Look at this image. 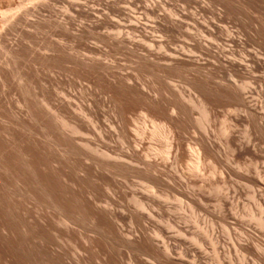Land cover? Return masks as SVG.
Masks as SVG:
<instances>
[{
  "label": "bare ground",
  "instance_id": "1",
  "mask_svg": "<svg viewBox=\"0 0 264 264\" xmlns=\"http://www.w3.org/2000/svg\"><path fill=\"white\" fill-rule=\"evenodd\" d=\"M251 1L208 0L213 9L207 7L211 12L207 19L201 13L197 16L203 8L195 6L191 9L180 4L181 9H161L167 26L180 34L176 41L158 35L159 31L154 33L155 26L147 30L150 22L148 27H142L145 22L140 19L107 22L97 18L77 23L73 17L69 21L64 17L50 19L52 22L47 19L60 39L50 41L46 52L37 57L38 69L26 60L23 46L8 45L0 32V51L4 54L0 60V88L4 93L17 81L21 92L17 101L20 108L15 111L0 95V264H77L88 256L97 259L98 264H120L121 248L138 264H148L137 259L138 255L157 258L165 264H178V260L192 255L187 247L175 250L178 237L189 235L195 244L198 239L183 230L175 216H165L159 200L183 199L181 202L190 211L197 205L192 187H204L201 164L211 163V174L223 168L218 151L206 135L197 137L193 145L182 143L183 118L188 114L185 104L200 110L203 131L207 130L217 101L226 102L232 112L243 110L254 116L241 90H248L253 82L264 90V75L243 76L264 65V24L253 25L251 35L262 46L261 53L253 44L250 49L246 47V22L242 29L228 20L235 9L242 11L243 7L245 11ZM29 2L36 3L30 8L21 2L0 0V28L3 30V24L14 27L25 23V16L38 5H47L48 0ZM79 2L68 6L76 10L82 5ZM154 10L151 8V12ZM40 26V22H33V27ZM101 26L109 31L99 32ZM81 41L87 42L82 51L76 49ZM98 42L104 43V48ZM105 46L129 52L136 68L153 65L186 69L194 96L163 89L146 92V83H138L137 77L120 70ZM74 78H85L89 83L82 84L85 88L81 85L79 91L75 89L77 95L76 91L70 92L71 87H61L76 81ZM33 85L36 91H31ZM165 93L171 98L165 100ZM134 107L141 109L144 123L130 129L133 137H129L127 114ZM259 119L264 128V115ZM222 128L227 146L238 153L242 146L227 126ZM131 177L139 181L145 193L126 191ZM197 178L201 179L199 183ZM209 187L219 190L216 184ZM127 196L133 209L118 203V198ZM101 197L104 204L100 203ZM154 218L160 219L168 231L175 229V235L156 223L148 227L146 224ZM125 222L138 226L137 231L125 229ZM58 238L74 242L86 254L65 258L66 251L57 244Z\"/></svg>",
  "mask_w": 264,
  "mask_h": 264
},
{
  "label": "rangeland",
  "instance_id": "2",
  "mask_svg": "<svg viewBox=\"0 0 264 264\" xmlns=\"http://www.w3.org/2000/svg\"><path fill=\"white\" fill-rule=\"evenodd\" d=\"M11 1L13 3L21 2L26 7L30 8L33 7L34 3H36H31L29 0ZM195 1L196 0H48L47 5L49 7L47 5H38L34 8V12L32 11L31 15H27L28 17L25 16V23L16 25L14 27H7L6 24H3V30L0 28V32L5 35L4 37L8 45L15 46L20 44L23 46L26 60L28 59L27 61L29 64H31L30 66L32 68L38 69V67L40 68V64L37 60V57L40 54L46 52L45 47L50 41L54 39L57 40V38L58 40L60 39L58 36V31L49 25L50 22H52L50 19L55 20L64 17L66 21H69L73 17L72 20L76 23L80 21L91 22L89 20L94 21L97 18L102 20L106 19L107 22L117 20L127 22L129 20L134 21L135 19H140L141 23L148 22V25L142 23L144 24L143 26L141 25L142 27H148L151 23L153 26L150 24L148 27L149 29L147 28V30L151 31L155 26L156 31L154 33L159 31L157 33L158 35L163 37L166 36L165 38L176 41V37L180 39V34L176 30L170 29L167 26L164 19L166 16L163 14L161 9H165L167 11L170 9H176L177 7L178 9H181L182 6H188L192 9V7L195 6L203 8V10L200 9L199 15L197 16H201L202 14L201 17L204 19L209 18L211 16V12H208V9H210L211 6L209 3H207L208 0H204L205 2L202 0V3L201 0H197V3ZM252 1L247 4L249 8L247 7V10L245 9V11L243 10V7L241 8L242 11L240 8L235 9L237 11L234 10V12L228 16V20L230 18L231 21H229L232 23H230L231 25L238 27L240 26L242 29H244V23L246 22L245 25L247 29H244V33L247 32L246 34L248 37L246 41V47L250 49L251 45L253 44L252 47L256 46L255 48H259L258 50L263 53V50L261 49L262 46L260 44L258 45V41L255 40L251 35L254 34L253 31L255 26L264 24V0H255L254 3ZM70 2H79L83 6L80 4L81 7H76V10H73L75 7L69 8L68 6ZM203 3L207 5L202 7V5H204ZM180 4L183 5L180 7ZM189 4H191V6ZM207 7L209 8L207 9ZM151 8L155 9L154 12H151ZM211 9L213 8L211 7ZM69 12L71 14H69ZM238 17L242 18L238 19ZM47 19H49L50 22ZM33 22H40L41 26L37 29L33 27ZM234 22L236 23L234 24ZM239 23L242 24L240 25ZM253 25L255 26L253 27ZM98 30L102 33L109 31V29H106L105 31L104 26H101ZM169 32L171 33V36ZM135 34H138V32ZM84 42L81 41L79 42L80 44L77 43L76 49L82 51L81 47L86 46L84 45ZM87 42H85V44ZM97 45L100 47L102 46L101 48H104L105 44L98 42ZM106 46V51L109 50L108 52H110L113 59L115 58L113 61L112 57L109 56L111 61L115 62V64H118V67L123 72H127L132 77H137L138 83H146L145 85L147 88L144 87L146 92H151L150 94H152V90L154 89H163L171 90L176 94L182 93L185 96H194V91L188 85L190 74L186 69H160V67L153 65H146L141 68H136L135 58L129 52H126L125 50L115 51L111 50L110 48L107 49ZM85 48L86 47H83V50ZM0 55V60L2 61L4 59V54L1 51ZM202 56L207 58V56L204 54H201V57ZM43 72L48 74L47 70H44ZM249 75L251 77L255 76L254 78L257 76V78L262 77V75H264V65H261L260 67L257 66L250 73H243L244 77H250ZM220 76L223 78L225 77V75L221 73ZM77 79H75L76 81L71 80L74 82L70 81L71 84H64L65 86L62 85L61 87L68 89L71 87V89H69L70 92H73L74 94L76 91L75 94L77 95V90L79 91L78 88H80L82 84L84 86L89 84L85 78H79L81 81ZM15 85L13 84L10 87H6L4 93L0 88V95L3 100L11 103V111H15L20 108V105L17 103V101L21 99V92L18 89L17 81H15ZM83 85L81 87H84ZM249 86L251 87H249L248 90L242 89L241 91L245 93L247 105L253 109L254 116L251 117L243 110H239L240 112H232L231 107L226 102H223L222 100L217 101L213 112L214 115H212L210 121L207 122L208 127L206 131H203L204 129L200 126V110L197 107H193L191 104L187 103V101L183 100L184 104L187 103L185 105L188 108V114L185 116V118H183L184 127L180 134L182 143L184 145H193L197 137L200 135H206L214 146L215 151H218L217 154L223 161V168L218 167L216 173H219L211 174V163L208 162L207 164L209 165L205 164L206 162L201 164V168L203 167L204 169L201 171L204 176V187H200L199 185L192 187V197L197 200V205L194 206L195 208L193 207L194 209L192 208L190 211L187 210L185 203L181 202L183 199L171 198L170 200L163 202L162 200H159L165 208L164 215L166 216L169 214L175 216L177 224L190 235L195 236L199 241L195 244L194 241L189 239V235L182 237L181 239L178 237L179 244L177 246L178 248L175 250L178 252L180 247H187L191 249L192 254L189 258H187V260L184 258L178 260V264H264V128L261 127V121L259 119L262 115H264V90H260V86L257 82H253ZM34 87V85L31 87V91H34V89L36 91V88ZM57 94L59 95V93ZM99 95L101 97L100 93ZM169 96V93H165V100L171 98V96ZM163 106L166 108L165 102L163 103ZM105 108L107 107H103L104 110ZM141 113L142 111L140 108L134 107L127 114L129 137H133V133L131 131L132 129H135L144 123V118ZM147 122L148 121H146V123ZM149 124L150 123L148 122L147 125ZM223 126H227L229 131L233 134L236 143L238 142L237 144L242 146L238 153L234 154V152L227 146L226 134L224 132L222 133ZM244 135L246 137H244ZM89 136L91 138V135ZM247 138L251 140L249 141ZM219 169H222V171L224 170V172L220 174L221 171ZM196 180L199 183L201 179L199 180V178H197ZM137 181L138 180L136 178L132 177L128 179L126 182L127 187L125 186L128 193L131 191L144 192L141 189L139 181ZM213 184L218 185L219 190H211L209 186H213ZM101 199L102 202L100 203L104 204V198L101 197ZM118 203L124 207L133 209L132 201L130 200L129 196L126 198H118ZM159 220L160 219L158 218H154L153 221L146 225H148V227H152L156 223L155 225L163 226L170 235H175V229H169L168 231L163 222ZM122 226L128 230L134 229V231H137L138 229V226L131 227V225L127 222L123 223ZM84 231L88 234H91V232H88L87 230ZM56 242L66 251L67 255H65V258L67 259H76L80 255L82 256L83 254H86L79 250L74 242L67 241L64 238H58ZM175 250L174 252H176ZM176 253H173L175 257H177ZM215 254H217V258ZM118 259L120 264H138L136 262L137 260H133L125 248H121V254ZM137 259L146 261L148 264H165L160 259L147 258L143 255H138ZM96 260L97 259H92L88 256L87 259L84 258L77 264H98V260Z\"/></svg>",
  "mask_w": 264,
  "mask_h": 264
}]
</instances>
